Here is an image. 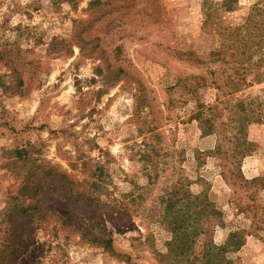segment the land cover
Segmentation results:
<instances>
[{
  "label": "rangeland",
  "instance_id": "374dc122",
  "mask_svg": "<svg viewBox=\"0 0 264 264\" xmlns=\"http://www.w3.org/2000/svg\"><path fill=\"white\" fill-rule=\"evenodd\" d=\"M262 207L264 0H0V264H264Z\"/></svg>",
  "mask_w": 264,
  "mask_h": 264
},
{
  "label": "trees",
  "instance_id": "16d2710c",
  "mask_svg": "<svg viewBox=\"0 0 264 264\" xmlns=\"http://www.w3.org/2000/svg\"><path fill=\"white\" fill-rule=\"evenodd\" d=\"M226 3H228V2L225 1L222 3V5H225ZM236 172H237L238 177L240 176L239 178L242 179L243 182H245L246 184H251V183H254L255 181H257V180H252L251 182L247 183V181H245L243 179V177L241 176V173L239 171H236ZM213 214H217V213L215 211H213ZM251 224L254 226L260 224L261 227H257V228L260 229L262 232H264V227H262L264 225V207L260 208V212H259V215L257 217L255 215H252ZM242 234H243L242 232H235L233 234H229V237L227 240V245H226L227 249L219 250L217 252V254L218 255L219 254H225L227 252L226 250H228V251L233 250L231 248L232 246H234V249H235V247L237 249V247L242 246L244 244V238H245V236L241 237ZM234 242H236V243H234Z\"/></svg>",
  "mask_w": 264,
  "mask_h": 264
}]
</instances>
